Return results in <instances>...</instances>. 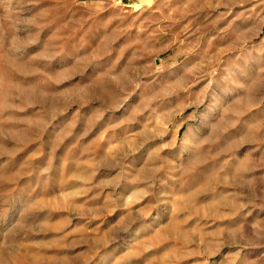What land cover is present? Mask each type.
I'll return each mask as SVG.
<instances>
[{
	"label": "rangeland",
	"instance_id": "obj_1",
	"mask_svg": "<svg viewBox=\"0 0 264 264\" xmlns=\"http://www.w3.org/2000/svg\"><path fill=\"white\" fill-rule=\"evenodd\" d=\"M0 264H264V0H0Z\"/></svg>",
	"mask_w": 264,
	"mask_h": 264
},
{
	"label": "bare ground",
	"instance_id": "obj_2",
	"mask_svg": "<svg viewBox=\"0 0 264 264\" xmlns=\"http://www.w3.org/2000/svg\"><path fill=\"white\" fill-rule=\"evenodd\" d=\"M227 171V170H226Z\"/></svg>",
	"mask_w": 264,
	"mask_h": 264
}]
</instances>
